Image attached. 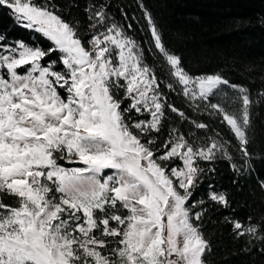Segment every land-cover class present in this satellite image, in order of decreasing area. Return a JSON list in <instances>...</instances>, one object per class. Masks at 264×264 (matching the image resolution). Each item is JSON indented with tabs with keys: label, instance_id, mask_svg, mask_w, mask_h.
Wrapping results in <instances>:
<instances>
[{
	"label": "snow or ice",
	"instance_id": "obj_1",
	"mask_svg": "<svg viewBox=\"0 0 264 264\" xmlns=\"http://www.w3.org/2000/svg\"><path fill=\"white\" fill-rule=\"evenodd\" d=\"M135 5L140 17L124 0H0L48 42L0 32V264H216L217 224L243 241L231 255L264 264V208L240 202L241 219L211 182L227 162L241 192L264 161V58L241 64L242 82L202 70Z\"/></svg>",
	"mask_w": 264,
	"mask_h": 264
},
{
	"label": "trees",
	"instance_id": "obj_2",
	"mask_svg": "<svg viewBox=\"0 0 264 264\" xmlns=\"http://www.w3.org/2000/svg\"><path fill=\"white\" fill-rule=\"evenodd\" d=\"M129 5V14L141 16L135 5V0H124ZM160 22L166 39L178 50L182 51L187 61H198L196 65L202 70H213L223 67L235 82H242L239 68L242 63L264 58V27L260 26L259 18L264 17V0H145ZM119 18V12H116ZM142 19L139 24L134 23L130 32L144 43L148 39L146 31H141ZM9 30L10 39H24L47 46L39 34L15 27L6 10H0V32ZM181 33L187 39L184 43L175 40V34ZM147 47V45H144ZM150 59V58H149ZM176 103L179 97L173 94ZM260 117L256 120L259 129H264V108L260 110ZM226 132V129H223ZM255 152L264 151V136L257 140ZM217 172L211 177L218 189H227L235 197V215L241 219L246 217L249 209L238 207L240 202L247 201L253 208H264L261 196L264 195L257 187V179L264 178V161L257 160L256 172L250 177L240 180L243 186L241 192L232 184L236 177L227 162H217ZM209 181L198 188L194 199L201 196L206 198ZM254 190V191H253ZM252 192L253 194L249 195ZM231 213L221 211L214 214V219H221L223 215ZM210 230L218 233L213 236L216 264H250V257L239 253L243 241L233 242L230 227L227 225H210Z\"/></svg>",
	"mask_w": 264,
	"mask_h": 264
}]
</instances>
